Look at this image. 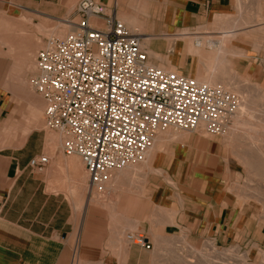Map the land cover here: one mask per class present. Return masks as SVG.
Masks as SVG:
<instances>
[{
  "label": "crops",
  "instance_id": "1",
  "mask_svg": "<svg viewBox=\"0 0 264 264\" xmlns=\"http://www.w3.org/2000/svg\"><path fill=\"white\" fill-rule=\"evenodd\" d=\"M96 1L114 6L146 50L161 56L151 55L152 63L215 84L218 75L219 83L242 77L264 91V0ZM77 2L0 0V14L7 23L24 16L25 28L29 14L34 23L74 17ZM6 29L9 56L32 49L22 30ZM2 71L0 64V264H151L152 248L169 236L231 237V170L219 138L204 130L165 137L145 160L114 172L100 188L84 187L82 170H74L80 158L59 152L60 145L51 153L47 132L48 161L41 170L29 167L33 156L45 154L34 148L42 137L33 127L43 111L29 90L21 97L24 107L14 108ZM16 127L15 147L8 137ZM128 234H141L150 248L130 242Z\"/></svg>",
  "mask_w": 264,
  "mask_h": 264
},
{
  "label": "built area",
  "instance_id": "2",
  "mask_svg": "<svg viewBox=\"0 0 264 264\" xmlns=\"http://www.w3.org/2000/svg\"><path fill=\"white\" fill-rule=\"evenodd\" d=\"M65 35H50L35 54L30 83L44 102V125L61 135L62 149L77 155L90 185L144 160L155 134L203 125L222 136L239 99L220 84L149 62L140 35L116 16L114 6L78 0ZM46 154L29 160L41 170ZM127 240L149 249L141 234Z\"/></svg>",
  "mask_w": 264,
  "mask_h": 264
},
{
  "label": "rangeland",
  "instance_id": "3",
  "mask_svg": "<svg viewBox=\"0 0 264 264\" xmlns=\"http://www.w3.org/2000/svg\"><path fill=\"white\" fill-rule=\"evenodd\" d=\"M4 15L0 14V64L3 69L4 84H10L8 89L13 93L14 108L19 102L20 108L24 107L25 102L21 98L22 96L26 97L24 91L29 90L35 97L34 102L41 109V113L43 111V116L38 123H33V127L40 129L39 131L36 130V133L42 137L40 141L35 143L34 148H41L43 153L49 156L47 151L43 150L45 133L47 132L46 144L50 143L48 148L52 150L51 153H54L57 145L62 148V140H60L61 138L57 132L48 130L45 127L44 102L40 94L31 86L30 80L35 73L34 59L36 51L43 46L47 37L53 35V31L55 35L62 36L66 34L68 28L65 27L66 23L61 20L54 21L41 18L39 23H34L32 21L33 15L29 14L30 17L26 19L27 23L24 22L25 28L31 31L27 32L22 23L19 22L25 19L24 16L17 18L18 21L7 23L8 18ZM62 23H64V26ZM152 24L154 25V23ZM7 27L22 30L23 42L30 44L32 49L17 58L9 56L4 46L9 34ZM138 28L141 30L140 27ZM62 30L64 31L62 32ZM164 37L173 39L175 35H164ZM149 38L152 40L153 36ZM145 46L143 45L147 49V46ZM148 58L150 61L149 56ZM150 63L158 67L160 64L151 61ZM217 79L218 84L236 94L239 99L238 110L240 108V111L243 112L239 116V121H241L236 126L237 128L234 127V121L231 120L228 130L222 136H207L219 138L223 144L225 162L226 164L230 163L231 174L227 189L231 192L232 199L231 220L233 226L231 237H228L226 241H219L213 237H194L188 240L182 235L169 236L162 243L152 248L151 264H213L214 262V264H264V91L262 87L252 84L242 77L239 79L232 77L228 82L220 81L221 83ZM243 104L245 105L242 106ZM233 127L234 134L230 136V128ZM20 129V127H16L9 134L8 141L13 144L12 146L16 147L19 144ZM169 129L174 130L173 127L159 130L157 132L159 137L165 138L167 136L166 138H169V133H171ZM177 133L188 132L181 130ZM164 134L166 135L164 136ZM163 138L159 142H162ZM169 139L171 140V138ZM57 150L63 152V149L60 150L59 147ZM83 169L84 167H82V174H84L82 181L84 187H87L89 186V183H87L88 177L85 169ZM235 221L238 222L235 224ZM219 252L223 253L220 254Z\"/></svg>",
  "mask_w": 264,
  "mask_h": 264
},
{
  "label": "bare ground",
  "instance_id": "4",
  "mask_svg": "<svg viewBox=\"0 0 264 264\" xmlns=\"http://www.w3.org/2000/svg\"><path fill=\"white\" fill-rule=\"evenodd\" d=\"M62 25H63V23H62ZM64 26V25H63ZM65 27H66V25H65ZM64 27V28H65ZM181 35V34H180ZM184 36V35H183ZM147 37V36H146ZM144 38V37H143ZM203 42V41H202ZM201 44H203V43H201ZM144 45V44H143ZM205 45V44H204ZM190 48L194 51V53L195 52H201L202 53V51H203V48H202V46H200V45H194V47H193V45L191 44L190 45ZM147 51V54H148V56L150 57L151 55L152 56H154V58H157L158 60L161 58V56L160 55H157V54H153V53H151L149 50H146ZM201 53H199V54H201ZM164 57V56H163ZM149 59V58H148ZM163 60V59H162ZM167 60V59H166ZM159 61H161V60H159ZM163 65V64H162ZM162 65H160L159 67L160 68H163V69H166V70H173V69H170V68H167V67H165V66H162ZM168 66V65H167ZM207 66V65H206ZM170 67V66H169ZM202 72V71H201ZM201 72H199V74L201 73ZM211 72V71H210ZM208 73V72H207ZM199 76V75H198ZM206 76V75H205ZM210 76H211V74H210ZM197 77V76H196ZM202 77V76H201ZM199 81H204V80H200L199 79V77L197 78ZM206 80V79H205ZM207 81V80H206ZM246 103V102H245ZM245 104H243L242 106H244ZM243 108V107H242ZM238 110V109H237ZM242 110V109H241ZM237 113H235V115L232 117V120L234 121V127H236L238 124H240L239 122L241 121H239V116L241 115V114H243V112H241L240 111V108H239V110L238 111H236ZM242 123V122H241ZM234 127L233 128H230V132H229V135L231 136V135H233L234 133H233V130H234ZM237 128V127H236ZM170 130V129H169ZM203 130H205V128H204V126L201 124V125H199L196 129H194V130H191V131H203ZM190 131V132H191ZM170 132L171 133H169V138L170 137H172L173 139H175V138H177V137H180V136H182V135H184L185 133H177V132H181V130L180 131H177V129H175L174 128V130H170ZM58 135L60 136V138H61V135L58 133ZM166 134H164V136H165ZM57 136V135H56ZM160 136H161V134H160ZM162 136H163V134H162ZM167 137V136H166ZM161 138H163V137H159V134L158 133H156L155 134V136H154V138H153V141H152V144H151V146L148 148V150H147V152L145 153V157H144V159L147 157V155L149 154V152L151 151V149L153 148V146L155 145V144H157L158 142H159V140L161 139ZM158 141V142H157ZM62 142V141H61ZM63 146V145H62ZM258 149V148H257ZM261 156V155H260ZM79 160V159H78ZM78 162V167H75V171H77L78 173L80 172L81 173V170H82V164H81V162L80 161H77ZM73 169H72V171H74ZM84 170V169H83ZM77 173V174H78ZM83 173H85V172H83ZM82 174V173H81ZM86 175V174H85ZM82 178H84V174H82ZM86 177V176H85ZM212 247V246H211ZM190 249V248H189ZM214 249V248H213ZM213 249H212V251H213ZM227 251V250H226ZM195 252V251H194ZM211 252V251H210ZM215 252V251H214ZM221 252V251H220ZM219 252V253H220ZM223 253V252H222ZM222 253H220V254H222ZM230 253H232V252H230ZM197 254V253H196ZM205 254H207V253H205ZM215 254V253H214ZM217 254V253H216ZM227 254V253H226ZM202 255V254H201ZM213 255V254H212ZM211 255V256H212ZM217 255H219V254H217ZM229 255V254H228ZM199 256V255H198ZM203 256H204V253H203ZM218 257V256H217ZM216 257V258H217ZM220 257H222V256H220ZM207 258V257H206ZM215 258V259H216ZM209 259V258H208ZM200 260H203V259H200ZM211 261V260H210ZM214 261V260H213ZM206 262H207V260H206ZM212 262V261H211ZM229 262V261H228ZM210 263V262H209ZM215 263V262H214ZM213 263V264H214ZM216 263H217V261H216ZM231 263V262H230ZM208 264V263H207ZM212 264V263H211ZM217 264H219V263H217ZM222 264V263H221Z\"/></svg>",
  "mask_w": 264,
  "mask_h": 264
}]
</instances>
